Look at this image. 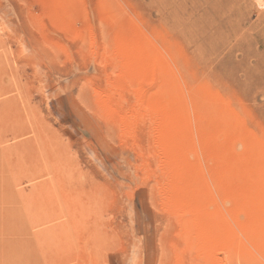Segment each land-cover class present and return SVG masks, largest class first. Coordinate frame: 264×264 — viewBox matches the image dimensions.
<instances>
[{
	"label": "rangeland",
	"instance_id": "374dc122",
	"mask_svg": "<svg viewBox=\"0 0 264 264\" xmlns=\"http://www.w3.org/2000/svg\"><path fill=\"white\" fill-rule=\"evenodd\" d=\"M40 246L264 264V0H0V264Z\"/></svg>",
	"mask_w": 264,
	"mask_h": 264
},
{
	"label": "bare ground",
	"instance_id": "6f19581e",
	"mask_svg": "<svg viewBox=\"0 0 264 264\" xmlns=\"http://www.w3.org/2000/svg\"><path fill=\"white\" fill-rule=\"evenodd\" d=\"M50 188H51V187H50ZM50 191H51V190H50ZM54 215H56V214H54ZM59 215H60V213H59ZM56 216H58V213H57ZM58 218H59V216H58ZM34 220H36V222H38L37 219H34ZM60 220H61V219H60ZM31 223H32V222H31ZM59 223H62V221H59ZM32 224H33V223H32ZM33 225H34V224H33ZM35 225H36V224H35ZM40 225H41V224H40ZM48 225L50 226V224H48ZM52 225H56V224H52ZM52 225L50 226V228H49V226H48V228H49L50 230L54 227V226H52ZM61 225H62V224H60V226H61ZM63 225H64V223H63ZM57 226H58V228L60 229L59 225H57ZM66 226H67V225H66ZM42 227H43V226H42ZM46 227H47V226H46ZM46 227H44V228H46ZM51 227H52V228H51ZM62 227H63V229H64V228H66V229L68 228V227H65V226H61V228H62ZM72 227H73V226H72ZM7 228H8V227H7ZM7 228H6V229H7ZM18 228H19V229H18ZM20 228H21V227H19V226L17 227V229L19 230V233H20L21 230H22V233H24L23 229H20ZM22 228H23V227H22ZM30 228H31V227H30ZM40 228H41V227H40ZM44 228H43V230H44ZM55 228H56V227H55ZM69 228H70V226H69ZM6 229H5V230H6ZM46 229H47V228H46ZM49 229H47V230L49 231ZM66 229H65V230H66ZM5 230H4V231H5ZM12 230H13V229H12ZM18 230H17V231H18ZM31 230H32V229H31ZM31 230H30V231H31ZM39 230L41 231L42 229H39ZM72 230H73V228H72V229L70 228L69 231H71V233H72ZM4 231H3V232H4ZM6 231H7V230H6ZM6 231H5V232H6ZM25 231H26V230H25ZM48 231H47V232H48ZM51 231H53V230H51ZM60 231H61V229H60ZM3 232L1 231V234H2ZM44 232H45V231H44ZM54 232H55V231H54ZM54 232H53V234H54ZM26 233H28V232H26ZM33 233H34V234H33ZM33 233H29V235H30V234H31V235H35V234L37 233V230L34 231ZM41 233H43V232H41ZM63 233H64V231H63V232L61 231V233H60L61 235H60L59 232H58V236L56 237L58 243H60V242H59L60 239H61V240L64 239L63 237H64L65 235H66L65 237H69V236L71 237V235L69 234V232H68V233L65 232V233H64V234H65L64 236H63ZM4 234H5V233H4ZM6 234H7V232H6ZM9 234L11 235V233H9ZM9 234H7V237H6V241H7V242H8L7 239H8V235H9ZM39 234H40V233H39ZM43 234H44V235H46V234L48 235V234H49L50 237L52 236V234H50L49 232H48V233L45 232V233H43ZM55 234H56V233H55ZM2 235H3V234H2ZM41 235H42V234H41ZM47 235H46V236H47ZM59 235H60V236H59ZM68 235H69V236H68ZM33 237H34V236H33ZM35 237H36V236H35ZM35 237H34V238H35ZM38 237H39V236L37 235L36 239H37ZM43 237H45V236H43ZM47 237H49V236H47ZM59 237H60V238H59ZM61 237H62L63 239H62ZM1 238H2V236H1ZM45 238H46V237H45ZM45 238H44V240H45ZM58 238H59V239H58ZM26 239H27V238H26ZM26 239H25V242H26ZM36 239H34V240H35V246H37V243H38V245H41V244L43 245V244H45V242L42 241V239H41V241H42L43 243L40 241V238H39V241H40V242H37ZM50 239H52V238H50ZM53 239H54V237H53ZM65 239H68V238H65ZM65 239H64V240H65ZM4 240H5V239H3V241H4ZM9 240H10V238H9ZM30 240H31V238H30ZM46 240L48 241V239H46ZM54 240H55V239H54ZM61 240H60V241H61ZM67 241H68V240H67ZM67 241L64 242V243H67ZM71 241H72V240H71ZM27 242H28V241H27ZM39 243H41V244H39ZM51 243H52V242H51ZM51 243H50V245H54L53 243H52V244H51ZM56 243H57V242H56ZM62 243H63V242H61V244H62ZM64 243L62 244L63 246L65 245ZM68 243H70V242L68 241ZM31 244H33V243H32V240H31ZM31 244H30V242H29V245H31ZM24 245H25V243H24ZM45 245H46V244H45ZM50 245H48V246H50ZM57 245H58V244H57ZM62 245L60 246V247H61V250H60L59 247H58L59 245L56 247V249L62 251V247H63ZM68 245H70V246L67 247V249L71 247V243L68 244ZM33 246H34V244H33ZM35 246H34V247H35ZM24 247H25V246H24ZM24 247H23V248H24ZM29 247H30V246H29ZM38 247H39V246H38ZM38 247H37V248H38ZM50 247H51V246H50ZM64 247L66 248V246H64ZM64 247H63V249L66 250ZM26 248H27V247H26ZM26 248H25L24 250H26ZM30 248H31V247H30ZM30 248H27V250L30 249ZM40 248H41V246H40ZM42 248H45V250L48 251V252L46 251L47 253H49V250H50V252L52 253V251L54 250L53 248H55V247H53V248L51 247L53 250H52L51 248H49V250H48L47 247H42ZM42 248H41V249H42ZM46 248H47V249H46ZM35 249H36V248H35ZM56 249H55L54 251H56ZM70 249H71V248H70ZM30 250H31V249H30ZM32 250H33V249H32ZM36 250H37V249H36ZM39 250H40V249H39ZM39 250H38V251H39ZM43 250H44V249H43ZM43 250H41V252H37V251H35V250L32 251V252H33V253H34V252H37V253H39V254L41 255V253L43 252ZM45 250H44V251H45ZM68 250H69V249H68ZM68 250H66V251H68ZM24 252H25V251L22 252V249H21V252H19V254H21V256H22V255H24ZM30 252H31V251H29L28 253H30ZM56 252L58 253V251H56ZM64 252H65V251H64ZM68 252L70 253V251H68ZM22 253H23V254H22ZM26 253H27V252H26ZM51 253H49V255H50V256L52 257V259H53V258H54V255H55L56 253L54 252V255H53V254L51 255ZM62 253H63V251H62ZM65 253H66V255H68L67 252H65ZM42 254H44V253H42ZM59 254H60V252H59ZM17 255H18V253L16 254V256H17ZM32 255H33V257H35V258H37V256H39V255L34 256V254H32ZM64 255H65V254H64ZM66 255H65V256H66ZM18 256H20V255H18ZM30 256H31V255H30ZM42 256H43V255H42ZM42 256H40V257H42ZM50 256H49V257H50ZM57 256H58V255H57ZM28 257H29V256H28ZM43 257L45 258V255H44ZM47 257H48V254L46 255V258H45V259H49V257H48V258H47ZM66 257H67V256H66ZM67 258H68V257H67ZM54 259H57V261H58V259H59V261H60V260L62 261V259H60V256H58V257L56 258V255H55V258H54ZM49 260L51 261V259H49ZM59 261H58L57 263L60 264L61 261H60V262H59ZM55 262H56V261H55ZM62 262H63V261H62ZM62 264H64V263H62Z\"/></svg>",
	"mask_w": 264,
	"mask_h": 264
}]
</instances>
